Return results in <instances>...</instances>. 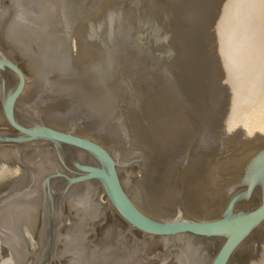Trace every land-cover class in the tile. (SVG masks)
<instances>
[{
  "label": "water",
  "instance_id": "1",
  "mask_svg": "<svg viewBox=\"0 0 264 264\" xmlns=\"http://www.w3.org/2000/svg\"><path fill=\"white\" fill-rule=\"evenodd\" d=\"M0 130L69 172L8 166L0 264H264V0H0Z\"/></svg>",
  "mask_w": 264,
  "mask_h": 264
},
{
  "label": "flooded vegetation",
  "instance_id": "2",
  "mask_svg": "<svg viewBox=\"0 0 264 264\" xmlns=\"http://www.w3.org/2000/svg\"><path fill=\"white\" fill-rule=\"evenodd\" d=\"M6 123V122H5ZM7 125V123H6ZM2 131V130H0ZM4 131H11L14 132L12 128H10L7 125V128L4 129ZM43 152L45 153H51V155H55L54 149L50 147L48 144H29V147H23L20 149L19 147L8 145V146H1L0 147V184L4 182V177L7 175V168L10 166L12 163H19L20 167L26 171V169L32 170L33 168L35 169L36 165L39 163L45 167L46 173L45 177L52 175L55 173V169L60 170V172L69 175V172L65 169V167L59 162L58 159L55 158L54 161H48V158L42 154ZM66 164H69L71 157L74 156L72 151H67L66 153ZM77 156L80 159L81 163L84 164H89V161H85L82 159L81 156H79V153H76ZM47 159V160H45ZM32 161L31 164H29ZM44 163V164H43ZM24 176V174H23ZM22 176V177H23ZM19 182V181H18ZM58 183V182H57ZM18 184L15 182L14 185L10 186L6 191H3L0 193V197L4 194H8L14 190H16V186ZM60 185V184H59ZM42 208V205H38V209L40 210ZM99 219H97L91 228V233L93 236H97L98 232L101 230L103 226H105L108 221L107 218L105 217V209L103 207H99ZM118 216V215H117ZM118 219L120 222L124 223L126 225V230L122 234V237L126 240L127 243H130L131 245L136 246L141 240V242H146L150 243L153 247L156 248H165L170 256V261L175 257L177 253H180L181 249L185 245H191L193 246V249H198V250H210L212 247L211 240L208 239H203L200 237H195V236H185V237H175L174 239H170L167 242H163L160 238L157 237H147L144 236L142 233H140L137 230L134 229H129L127 224L118 216ZM117 224V223H116ZM115 224V225H116ZM118 225V224H117ZM99 229V230H98ZM40 231V229H39ZM122 231V230H121ZM0 233L7 234L4 229H0ZM92 243V242H91ZM2 249H6V245L2 244ZM185 248V247H184ZM175 252V254H174ZM176 261V259H175ZM171 261L172 264H176V262Z\"/></svg>",
  "mask_w": 264,
  "mask_h": 264
},
{
  "label": "rangeland",
  "instance_id": "3",
  "mask_svg": "<svg viewBox=\"0 0 264 264\" xmlns=\"http://www.w3.org/2000/svg\"><path fill=\"white\" fill-rule=\"evenodd\" d=\"M264 139V138H263ZM262 143H264V140H262Z\"/></svg>",
  "mask_w": 264,
  "mask_h": 264
},
{
  "label": "bare ground",
  "instance_id": "4",
  "mask_svg": "<svg viewBox=\"0 0 264 264\" xmlns=\"http://www.w3.org/2000/svg\"><path fill=\"white\" fill-rule=\"evenodd\" d=\"M264 140V139H263Z\"/></svg>",
  "mask_w": 264,
  "mask_h": 264
}]
</instances>
